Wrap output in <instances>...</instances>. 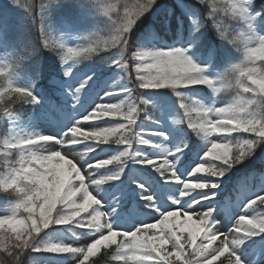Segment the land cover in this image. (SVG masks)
Segmentation results:
<instances>
[{"label": "clouds", "instance_id": "9594fccd", "mask_svg": "<svg viewBox=\"0 0 264 264\" xmlns=\"http://www.w3.org/2000/svg\"><path fill=\"white\" fill-rule=\"evenodd\" d=\"M62 2L63 0H33L32 4L38 7L37 35L40 48L56 55L62 67L69 58L80 64L104 56L105 64L120 66L122 75L113 83L125 79L131 81L135 69L133 88L140 90L168 88L178 96L181 95L178 92L180 88L192 85L206 86L213 97L210 103L205 104L186 94H183L185 99L181 101L184 114L190 120L189 128L194 129L201 139L207 140L214 134L236 132L264 137V33L257 30V21L264 15V8L256 10L254 0H197L199 4L205 6V18L211 22L210 26L217 38L239 53L235 61L216 70L215 74H212L210 65L194 61L192 56L188 55L187 49L179 47L149 49L131 43L132 26L145 12L143 10H149L156 0H78L81 5L93 9L95 15L104 17L105 21L102 32L84 36L82 42L76 46H69L59 39H54L49 28V10ZM36 17L32 18L34 30ZM193 21L197 30L204 27L203 21ZM178 49L183 53L180 63L176 61ZM39 50L33 47L28 49L27 55L13 56L0 61V118L12 117L17 109L33 104L38 99L28 87L17 86L12 74L15 68L20 66V61L30 59ZM74 52L78 55L72 56L71 53ZM107 53L111 55L105 56ZM113 56L116 59H113ZM220 100H225L222 106L215 108L211 106L217 105ZM150 103L148 100L145 101L142 95L133 98L132 91L130 98L124 97L119 102L112 103L106 111L93 110L92 118L119 115L130 124H134L139 113H148ZM213 111L218 118H212ZM72 134L75 135L73 131ZM133 135L130 132V139L123 140L114 134L111 136V142L127 144L128 148L125 149L127 152L132 146ZM91 138L97 143L109 142L101 134H91ZM52 139L53 136L39 132L26 137L5 135L0 138V190L12 197L10 210L0 215V264H46L45 261L35 258L26 259L33 252L32 249L40 248L50 251L83 252V259L76 258L74 264H84L102 248L110 249L104 253L100 264L125 262L127 257L124 254L139 243L136 231L129 233L123 229L112 228L106 214L96 215L95 206L101 204V201L92 194L89 185L83 183L85 177L79 171L80 163L83 162L79 151L66 156L59 150H50L48 143H41ZM235 143H239L237 137H233L232 144ZM232 144L212 139L202 159L229 164L237 159ZM41 146L45 150H41ZM135 155L137 153L130 154L131 157ZM61 158L65 159L69 168L73 170V178L59 196H50L48 181L53 164L59 162ZM124 158L127 157H113L98 161L97 164L103 166L124 163ZM170 164V161H165L160 167H167ZM169 170L175 174L174 169ZM198 172L219 176L224 174L216 167V163L197 164L192 173ZM73 180L80 182L78 188L70 187ZM96 183L99 181H89L90 185ZM186 186L206 190L209 185L187 181ZM217 186L215 182L211 184L213 188ZM80 193L85 197H91V211L85 208L87 221L85 226L103 225L107 231L90 242L86 248L82 246L74 248L73 245L53 242L50 238L42 237V229L52 223L54 215L59 217L56 223L61 224L71 223L81 215V208L85 206L79 196ZM257 200L264 203V197H258ZM12 212H19V215L12 216L9 214ZM239 223L240 227L235 228L237 234L234 237L235 243L242 244L245 237L264 233V217L240 216ZM228 264L244 262L233 254L229 257ZM248 264L252 262L249 261Z\"/></svg>", "mask_w": 264, "mask_h": 264}, {"label": "rangeland", "instance_id": "374dc122", "mask_svg": "<svg viewBox=\"0 0 264 264\" xmlns=\"http://www.w3.org/2000/svg\"><path fill=\"white\" fill-rule=\"evenodd\" d=\"M149 11L150 9L145 11L137 22H140L143 16ZM193 20L194 19L192 17L189 19V27L191 28L189 40L184 42L169 41L161 36H158L156 32H152L150 37H148V39L145 40L140 47L149 49H169L174 47L187 48L194 61L202 65H210L212 74H215L216 70L223 68L226 64L231 61H235L238 58L239 55L220 67H215L213 64L214 51L212 49L205 51L203 48L197 46V42L193 45V47L189 48V44L192 43L197 34L195 31L196 26L193 23ZM78 30L79 29L75 24L71 22H63L57 28L55 37L56 39L65 42L67 45L76 46L82 42L84 37V34ZM257 30L260 33H264V15H262V17L257 21ZM1 38L2 34L0 33V39ZM3 52L4 45L0 41V61L3 59ZM73 63V61L69 62V64ZM94 72L95 70L93 68L78 69L77 64H74L69 76H67L64 82H61L62 88L59 91V102L46 98L41 89L35 86L31 78L23 77L20 79H13L17 86H31L32 91L39 97V102L42 103L43 107L38 109L36 112H32V114L24 121H20L15 115L12 117L5 116L0 118V127L4 130L7 129L6 135L26 137L39 132L41 134L55 136L65 130L66 127L71 124L73 119H80L79 114L86 109L91 110L93 105L100 103H117L124 98L123 93H118V98L115 99H108V97L104 95L106 90L111 91L113 87L117 86L113 83L117 80V74L114 72L103 77L99 83L91 81L86 90H82L80 93V103L77 104L72 98V91L74 87L78 86V81L88 75H92ZM134 81L135 73L133 72V78L131 81L128 80L127 86L129 88H133ZM179 90L189 97L201 100L205 104L210 103L213 99L210 90L206 86L197 85L193 87L181 88ZM133 93L135 94V97L142 95L144 99L151 102L149 104L151 112L148 111L144 119L137 120L138 125H143L144 128L153 130L152 133H146L148 138L151 140V143L149 145L134 143V147L138 153L143 151L147 155L154 157L157 163H159V158H161L159 154L163 149L167 148L169 151L164 154V158H168L172 165L181 169L191 165L194 166L196 162L202 160L205 150V141L201 139L200 135H197V133L190 128L189 130L194 134L197 141L194 149H191L190 147L185 148L183 149V155H181L179 159H173V157L176 156V152L174 150L175 146L182 137V131L179 127L181 124L186 125L187 128L188 126L186 121L174 123V121L181 120L182 109L180 108L178 97L170 89L160 88L140 90L138 88H133ZM224 102L225 100L218 101L217 106H222ZM34 104L36 103H33V105ZM149 117H151V120H149ZM106 119L112 120L113 124L116 123L114 121L115 118ZM156 121H158V123H156ZM89 123H96L99 127L112 126V123L105 124L101 121H92ZM88 130L90 129H74L73 133L78 136H90L91 133H89ZM134 131L146 132V130L137 126H135ZM160 132H163L166 135L160 136ZM213 138H215V136ZM48 145L50 150H58V145L51 143H48ZM122 148L123 146L120 145L111 146L100 144L92 154V157L94 160L110 158L113 155H117ZM41 150H45L43 146H41ZM251 152L256 154V159L261 162L260 165L262 169L260 172H257L253 167L248 173L238 178L234 182V188L232 189L235 191L234 196H227L223 199L217 196L218 192L221 190L220 186H224L226 184L225 174L219 177H212L213 182H218L217 187L202 190L209 194V198L203 201L205 207H196L195 212H204L207 210L206 207L213 208L214 212L211 227L219 233H227L233 226V221L240 214L254 215L255 212L264 211V206H257L255 210H248L244 208V206L251 199L255 198L257 193L264 195V141L258 142L253 147ZM205 160L206 165L219 163L218 161H213L211 159ZM181 161L183 162L182 164ZM77 163L79 162L77 161ZM89 163H91V161H89ZM53 170L66 172L70 178L73 171L69 168L68 162L63 158H61L59 162H55L53 164ZM118 171L120 172V175L117 179L105 180L104 183L98 186V192L93 193L101 201L102 209L108 211L113 205H115L117 211L120 213V216L117 217L118 221L120 219H126L137 224L141 220L147 223H154L155 220L159 218L158 214L152 213L150 209L145 208L144 202L139 197L138 193L141 190H145L156 195H160L165 192V184L175 183V181L165 180L155 168L147 164L136 162L131 156L128 157V163L123 167L122 171L120 167H105L99 169V178L114 175ZM84 175L87 178L86 170L84 171ZM194 175L203 176L207 174L195 173ZM254 176H257L259 181L257 185L251 183ZM134 180L135 182H133ZM11 203L12 197L8 201L7 206L0 210V215H3L10 210ZM160 203L162 208H166L168 211H177L179 213L176 218V222L178 224L194 228L192 221L187 220L183 216V212L187 209L172 207V201L167 195L163 196ZM87 211H91V208H88ZM85 214L86 213H81V215ZM194 219H196L195 215L193 216V220ZM56 228L59 229L56 230ZM50 229L51 231H47V235H43L44 238L65 241L70 240L68 242L74 241L79 243H74V246H83V244L96 238L93 232L82 228L75 223L54 225L51 226ZM123 230H127V227L125 226ZM259 235L260 233H257L255 236L249 237L248 240L245 241L244 245L241 246L240 251L244 253L242 258L245 261H254L255 264H264V246L261 244V242L264 241V237ZM197 242H199V238L197 239ZM39 252H45L51 255H66L49 251ZM74 260V257L66 256L60 261L54 262L51 260L47 264H74ZM221 260L224 261V264H228L224 257H221Z\"/></svg>", "mask_w": 264, "mask_h": 264}, {"label": "snow or ice", "instance_id": "6c2138e0", "mask_svg": "<svg viewBox=\"0 0 264 264\" xmlns=\"http://www.w3.org/2000/svg\"><path fill=\"white\" fill-rule=\"evenodd\" d=\"M16 3H21L23 7H25L29 13V15L34 18L37 16V11L35 7L28 2V0H15ZM143 11H147L144 9ZM195 24V22L193 21ZM136 27V24L131 28V34L133 29ZM195 31L198 32L197 28ZM198 41V37H196L189 46L193 47V45ZM190 47V48H191ZM187 49V48H184ZM179 55L176 57L177 63L182 62L183 53L180 50H177ZM188 55L191 54L188 52ZM72 56L78 55V53H71ZM116 59L115 56L112 57ZM71 58L67 63H63V73L64 76H69L72 71V67L74 64H77L73 61V64H69ZM139 63V61H136ZM106 65H113L108 63ZM117 68L120 69L119 64H114ZM121 70V69H120ZM135 72V69H133ZM92 75H88L78 81V86L74 87L72 91V98L73 100L79 104L80 103V93L82 90H86L87 86L90 85L92 80ZM117 85L113 87L111 91L106 90L104 95L108 97V99H115L118 98V93H123L125 98H130L132 94V89L127 86L126 83H114ZM197 85H192L189 87H193ZM29 90L34 94L31 89V86L28 87ZM160 89V88H159ZM181 89V88H180ZM178 92L181 95H178L180 108L182 109L181 113V120L174 121V123H180L181 121H186L187 126L189 125V118L185 116L184 109L181 107V101L185 99L184 93L178 89ZM35 95V94H34ZM36 96V95H35ZM38 99L33 103L39 102V97L36 96ZM252 99H261L260 97H251ZM145 101H147L145 99ZM112 103H100L95 104L92 106L91 110H85L81 112L80 119H73L71 124L66 127L65 130L61 131L59 134L53 136L54 139L48 141H41V143H51L58 145V150L62 152L64 155L69 156L74 152L80 153L82 163H80L79 171L83 173L87 171V178L83 183L85 185H89V190L93 193L98 192V186L104 183L105 180H112L117 179L120 175V172H116L114 175L106 176L104 178H99V169L105 168L111 164H105L103 166H99L97 164L98 161L101 160H108L113 157L122 158V157H129L131 153H137V155L132 156L134 161L147 164L152 166L159 172L165 180L175 181V183H169L164 185L165 192L156 195L152 192L141 190L138 195L143 200L144 206L146 209H150L152 213L158 214L159 218L155 220L158 223H147L141 220L138 224L135 222H130L126 219L117 220V217L120 216V213L117 211L115 205H113L108 211L102 209L101 204L96 205V215L99 216L100 214H106L108 217V221L110 222V226L115 229H123L125 226L127 230L126 232H133L136 231L137 237H139V243L137 246H133L129 252L125 253L124 255L127 257L125 262H119L118 264H216L219 261V264H224V261L221 260V257H224L227 262L229 257L233 254L239 257V260L244 262V264H248L249 261H245L242 257L244 255L243 252L240 251L241 246L244 245L245 241L248 240L249 237L244 238V242L242 244H238L234 242V237L237 235L235 232V228L240 227L239 217L240 216H253L256 218L264 217V211L255 212L254 215L248 214H240L234 221L233 226L228 230L227 233H219L214 228L211 227L212 223V216L214 209L210 207H206L207 210L201 213H196V207H205L203 201L209 198V194L207 192L202 191V188H191L186 186L187 181H196V182H203L207 183L211 187L213 183L212 177H219V175H203L198 176L192 173V169L197 164H206V160L202 159L199 162H196L193 165L186 167V168H179L172 164L168 165L167 167H160V165L164 164L165 161H169L168 158H164V154H166L169 150L167 148L163 149L159 154L161 158H159V163H157L154 157L147 155L145 152H137L135 144H143L149 145L151 140L148 138L146 133H152L153 130L146 129L143 125L137 124V118L134 124H130L128 120L121 118L119 115L114 116H99L98 118L93 119L92 113L93 110L97 112L106 111L108 106ZM213 108L217 107V105L212 104ZM213 119L218 118L216 113L213 111L211 113ZM215 117V118H214ZM106 118H115L114 121L116 122L113 124L112 120ZM151 120V117H149ZM92 121H101L105 124L112 123L110 127H99L96 123H89ZM158 123V121H156ZM119 125H123V127H118ZM133 126H137L141 129L146 130L138 131L133 133ZM90 129L88 130L91 134H101L104 136L105 139H108L111 143V136L118 135L123 140L130 139L129 133H133L134 135L131 137L132 146L125 152V149L128 148V145L125 143H120L116 145L123 146L122 150L117 154L113 155L110 158L94 160L92 154L95 150L99 147L100 144L105 143H97L95 139L91 138V135L88 137L85 136H78L73 135L72 131L74 129ZM189 128V126H188ZM191 129V128H190ZM72 130V131H69ZM194 131V129H192ZM259 130V129H257ZM235 134V135H234ZM247 134V135H246ZM160 136H165L166 134L163 132L159 133ZM215 136V138H213ZM233 137H237L239 139V143L232 144ZM212 139L217 141H221L224 143L232 144L233 152L236 153L237 159H234L229 164L223 163H216V167L226 173L231 166L235 164L241 163L250 153L253 147L260 141H264V137H257V136H249L248 133L244 132H236V133H224V134H214L209 139L204 140V152L207 150L208 144L211 142ZM66 141H74V143H66ZM244 141H250V143H244ZM189 145L187 144L186 140L182 136L179 142L175 146L176 156L173 159H179L181 155H183V149L188 148ZM91 161V163H89ZM183 162L181 161V164ZM117 164V163H112ZM118 167H120L121 171L123 170V163H118ZM169 169H174L175 174L173 175L172 171ZM199 173V172H198ZM224 175V174H223ZM73 178V173H71V178L68 176L66 172H60L58 170H52L50 180L48 181L49 185V195L50 196H59L62 190L65 188L66 185H69L70 179ZM90 180L99 181L96 184H89ZM135 182V180L133 181ZM79 181L73 180V183L70 187H79ZM218 185V182H215ZM94 195V194H93ZM167 195L172 201V207L178 209H187L183 212V216L187 220L192 221L193 227H185L183 224H178L176 222V218L178 216L177 211H168L166 208H162L160 201L163 199V196ZM81 201L85 207L81 208V213H85V208L91 207V197H85L83 193L79 194ZM96 196V195H95ZM97 197V196H96ZM258 197H264L257 193L255 198L251 199L245 206V209L248 210H255L257 206H264V203H261L257 200ZM118 203V202H117ZM167 213V215H166ZM12 216H18L19 212H12L9 213ZM196 216V219L193 220V216ZM59 219L58 216L53 217L52 223L48 225L47 228L42 229V233L47 235L46 230L50 229L51 226L54 225H64L61 223H56V220ZM71 223H75L82 228H85L91 232H93L96 238L102 235L107 229L103 225L98 226H85L87 221L85 219V215H79L77 219L73 220ZM69 224V223H68ZM145 225H149V227H144ZM137 226H140L139 228ZM186 233V234H185ZM251 237V236H250ZM95 238V239H96ZM199 238V242L197 239ZM51 239V238H50ZM94 239V240H95ZM53 242L59 243H67L74 246L76 242H68L70 240H55L51 239ZM92 240V241H94ZM90 241V242H92ZM83 244L82 247H85L90 243ZM79 244V243H76ZM262 246H264V241L261 242ZM246 247V245H245ZM170 249V250H169ZM32 251H49L54 253L66 254L67 256L80 258L83 259V252L80 251H50L44 248L40 249H32ZM252 264H255L254 261H251ZM84 264H93V261L89 260L84 262Z\"/></svg>", "mask_w": 264, "mask_h": 264}, {"label": "trees", "instance_id": "16d2710c", "mask_svg": "<svg viewBox=\"0 0 264 264\" xmlns=\"http://www.w3.org/2000/svg\"><path fill=\"white\" fill-rule=\"evenodd\" d=\"M28 2L33 4V0H28ZM34 7L38 13V7L36 5ZM254 7L257 10L264 8V0H254ZM191 17L194 20L204 22V27L200 28L196 34V37H198L197 46L203 48L205 51L208 49L214 51L213 64L215 67H220L239 55L230 46L222 43L217 38V35L210 26L211 22L205 18V6L199 4L197 0H157L150 8V11L143 16L141 21H138V24L136 23V29L134 28L132 31L131 43L136 46H141L150 37L152 32H156L158 36L169 41H187L191 33V28L189 27V19ZM104 21V17L95 15L93 9L81 5L78 3V0H63L62 3L51 7L48 15L49 28L54 39H56L55 33L57 28L63 22H71L78 29L85 31L86 35H91L96 32H102ZM38 27V15L36 17V30H34L32 17L21 3H16L15 0H0V33L2 34L0 41L4 45L2 61L8 60L13 56L27 55L28 49L33 47L40 49L30 59L20 61V66L15 68L12 78H31L35 86L41 89L46 98L59 102V91L62 88L61 82H64L67 77L64 76L59 58L53 53L40 48V41L37 35ZM104 55H111V53ZM77 66L78 69L93 68L95 75H93L91 81L98 83L103 77L111 73L115 72L117 77L122 75L121 70L116 65H106L104 63V56L97 57L92 61H84L77 64ZM120 83L128 84V80L125 79L124 81H120ZM133 98H135L134 93ZM41 107H43L41 102L34 105H24L17 109L15 116L20 121H24L32 112L38 111ZM148 107L149 112H151L150 106ZM146 115L144 112L139 113L137 120L144 119ZM134 128L135 126H133V133H135ZM179 128L182 131L181 135L189 147L194 149L197 143L194 134L186 125L181 124ZM6 134L7 129L4 130L0 127V138ZM102 145L114 146L116 144L111 142ZM127 163L128 157L124 158L123 167ZM260 164L261 162L256 159V154L251 152L241 163L231 166L224 173L226 184L220 186L221 190L217 196L221 199L227 196H234L235 191L232 190L234 188V182L242 175L248 173L253 167L257 172H260L262 169ZM107 167H118V163L108 165ZM258 182L257 176H254L251 183L257 185ZM10 199L11 196L7 192L0 190V210L7 206ZM47 231H51V229ZM44 234L41 233V236L43 237ZM259 236L264 237V233H260ZM106 251L110 250L102 248L99 253L90 257L93 264H100ZM66 256L33 251L26 259L35 258L45 261L47 264L51 260L54 262L60 261ZM113 264H117V262H113ZM216 264H219V262H216Z\"/></svg>", "mask_w": 264, "mask_h": 264}]
</instances>
